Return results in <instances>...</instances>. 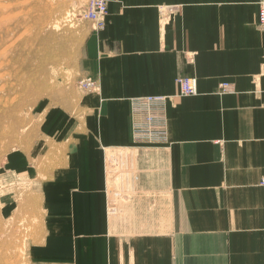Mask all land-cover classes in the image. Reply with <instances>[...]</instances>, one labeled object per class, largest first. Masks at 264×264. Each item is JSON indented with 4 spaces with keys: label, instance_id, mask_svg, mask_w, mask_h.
<instances>
[{
    "label": "crops",
    "instance_id": "crops-1",
    "mask_svg": "<svg viewBox=\"0 0 264 264\" xmlns=\"http://www.w3.org/2000/svg\"><path fill=\"white\" fill-rule=\"evenodd\" d=\"M107 1L104 26L85 27L78 77L97 91L70 92L42 139L11 149L0 170L30 180L26 205L41 219L29 257L264 264L261 0ZM179 76L196 79L195 94H179ZM148 95L167 98L160 143L132 137L131 100ZM109 163L118 185L107 211Z\"/></svg>",
    "mask_w": 264,
    "mask_h": 264
},
{
    "label": "rangeland",
    "instance_id": "rangeland-1",
    "mask_svg": "<svg viewBox=\"0 0 264 264\" xmlns=\"http://www.w3.org/2000/svg\"><path fill=\"white\" fill-rule=\"evenodd\" d=\"M85 2L0 0V170L11 149L42 139L50 113L61 102L67 105L70 92H83L78 77L88 24L81 16ZM107 168L108 211L117 197L111 192L118 185V170L116 163ZM31 189L30 180L0 178V264L37 261L29 257V248L37 243L41 216L26 205Z\"/></svg>",
    "mask_w": 264,
    "mask_h": 264
},
{
    "label": "built area",
    "instance_id": "built-area-1",
    "mask_svg": "<svg viewBox=\"0 0 264 264\" xmlns=\"http://www.w3.org/2000/svg\"><path fill=\"white\" fill-rule=\"evenodd\" d=\"M107 9H108L107 0H86L85 5L81 11L82 12L81 16L84 19L92 23L93 29L99 30L105 24L107 12H108ZM257 26L260 31L264 32V0H261L259 3L258 15H257ZM191 79L192 77H183V78L177 79L181 87L182 95H190L195 92V89L189 86V82ZM192 81L194 80L192 79ZM81 86L86 90H93L95 87V82L93 80L86 79L85 81L81 82ZM227 87H228L227 84L221 85L222 89H226ZM182 89H183V93H182ZM148 97L146 96L138 97L133 102H131L136 113L138 114L139 112L147 113V111H149L146 105L147 102H150V105L153 107L158 105L160 107H163L164 109L166 105V99H164L165 97L163 96L161 97L157 95L148 96ZM151 97H159V98H151ZM154 112L156 111H153V113ZM153 113H151V116H149L148 118L150 121L149 126L146 125V122H147L146 119H144V122L139 125L138 119L136 117V124L134 128L137 133H142L144 135L143 138H147L150 141H157L163 138L164 130L162 129V125L158 124L156 120L157 118L163 119L164 116L161 113H159V116L156 118V116H154ZM258 185L264 190V174H262V176L260 177Z\"/></svg>",
    "mask_w": 264,
    "mask_h": 264
},
{
    "label": "bare ground",
    "instance_id": "bare-ground-1",
    "mask_svg": "<svg viewBox=\"0 0 264 264\" xmlns=\"http://www.w3.org/2000/svg\"><path fill=\"white\" fill-rule=\"evenodd\" d=\"M5 8V7H4ZM179 78H183V77H177L176 79H175V82H176V84H177V86H178V89H179V94L180 95H182L181 94V87H180V84H179V82L177 81V79H179ZM192 79L195 81H192ZM192 79L190 80V82H189V86L191 87V88H194L195 89V92L193 93V94H195L196 93V87H195V85H197V83H196V79L195 78H193L192 77ZM226 89H228V88H226ZM226 89H223V90H226ZM182 93H183V89H182ZM193 94H190V95H193ZM148 96H156V95H148ZM148 96H146V97H148ZM157 96H163V95H157ZM144 97V96H143ZM163 97H165L164 99H166V102H167V98H166V96H163ZM138 98V97H137ZM137 98H133L131 101L133 102L135 99H137ZM148 98H150V97H148ZM151 98H159V97H151ZM146 105H147V107H148V109H149V111H147V113L146 112H139V114L138 113H136L135 112V109L133 108V106L131 107L132 109V120H133V122H132V127H133V134H132V137H133V139H135V140H143V141H149V142H156V143H160L162 140H165V138H166V120H165V107H164V109H163V107H160V106H158V105H156L155 107H153V106H151L150 105V102H147L146 103ZM153 111H156V112H154L153 113ZM151 113H153V115L154 116H156V118L159 116V113H161L163 116H164V118L162 119V118H157V120H156V122L158 123V124H160V125H162V129L164 130V135H163V138L161 139V140H157V141H150L149 139H147V138H143V134L142 133H137L136 131H135V128H134V126H135V124H136V117H137V119H138V123H139V125L140 124H142L143 122H144V119H146V125H150V121H149V116H151ZM158 127H160V126H158Z\"/></svg>",
    "mask_w": 264,
    "mask_h": 264
}]
</instances>
